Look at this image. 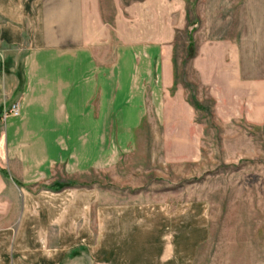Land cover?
I'll list each match as a JSON object with an SVG mask.
<instances>
[{
  "label": "rangeland",
  "instance_id": "obj_1",
  "mask_svg": "<svg viewBox=\"0 0 264 264\" xmlns=\"http://www.w3.org/2000/svg\"><path fill=\"white\" fill-rule=\"evenodd\" d=\"M37 1L115 99L131 62L135 119L113 93L89 102L96 132L53 137L51 157L39 136L13 160L2 144L20 182L0 199V241L82 245L79 264H264V0Z\"/></svg>",
  "mask_w": 264,
  "mask_h": 264
},
{
  "label": "crops",
  "instance_id": "obj_2",
  "mask_svg": "<svg viewBox=\"0 0 264 264\" xmlns=\"http://www.w3.org/2000/svg\"><path fill=\"white\" fill-rule=\"evenodd\" d=\"M40 7L45 6L37 0H0V111L20 103L19 115H9L4 118L5 121L0 117V147L5 145L8 160L19 158V145L25 146L23 153L28 146L35 145L36 136L40 137L47 155L51 157L52 146L49 142H54L53 137H71L84 129L94 134L96 126H99L95 121L97 109L89 106V102L101 96L108 100L114 93L111 102L119 110V120L132 123L135 119L133 101L127 100L129 92L126 88L131 62L123 60L120 74L123 84L115 99L114 90L109 89L113 88V84L99 76L93 51L84 50L83 47L61 50L59 46L62 41L54 43L52 40L51 12L43 11V15H40ZM67 12L63 13L66 22L62 20L60 24L66 25L74 19ZM83 19L81 17L79 24H83ZM75 20L78 23V18ZM77 38L73 39L77 41ZM20 157L30 163L28 155ZM1 163L0 199H6L10 194L6 191V187L11 185L9 182L19 184L20 181L17 178L12 181L9 171ZM3 240L0 241V264L81 263L82 245L62 246L60 249L50 247L45 252L46 246L40 249L34 242L31 245L12 243L7 246ZM123 244L116 241L111 243L116 248ZM146 252L141 251L140 257L146 256ZM107 256L111 264H123L112 254L107 253Z\"/></svg>",
  "mask_w": 264,
  "mask_h": 264
},
{
  "label": "built area",
  "instance_id": "obj_3",
  "mask_svg": "<svg viewBox=\"0 0 264 264\" xmlns=\"http://www.w3.org/2000/svg\"><path fill=\"white\" fill-rule=\"evenodd\" d=\"M20 114V105L19 103H15L13 105H11V107H4L2 110V117H8L9 115H19Z\"/></svg>",
  "mask_w": 264,
  "mask_h": 264
},
{
  "label": "trees",
  "instance_id": "obj_4",
  "mask_svg": "<svg viewBox=\"0 0 264 264\" xmlns=\"http://www.w3.org/2000/svg\"><path fill=\"white\" fill-rule=\"evenodd\" d=\"M2 116V111H0V117Z\"/></svg>",
  "mask_w": 264,
  "mask_h": 264
}]
</instances>
